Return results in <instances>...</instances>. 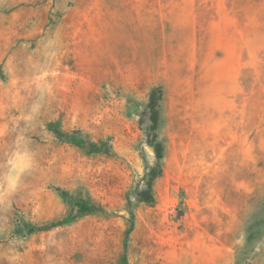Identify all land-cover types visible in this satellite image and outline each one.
Listing matches in <instances>:
<instances>
[{"label": "rangeland", "instance_id": "1", "mask_svg": "<svg viewBox=\"0 0 264 264\" xmlns=\"http://www.w3.org/2000/svg\"><path fill=\"white\" fill-rule=\"evenodd\" d=\"M0 264H264V0H0Z\"/></svg>", "mask_w": 264, "mask_h": 264}, {"label": "trees", "instance_id": "2", "mask_svg": "<svg viewBox=\"0 0 264 264\" xmlns=\"http://www.w3.org/2000/svg\"><path fill=\"white\" fill-rule=\"evenodd\" d=\"M163 98V90L161 86H154L148 96V102L146 105V112L148 113V118L151 123V130L155 133V131L158 128L159 121H160V112H159V106L160 102L162 101ZM60 138H65L68 142L73 143V144H80L79 140H76L72 138L71 136H66L62 133H57ZM155 153V158L157 161V164L154 168L151 169V176L147 184V188L140 191L138 193V199L147 205H153L155 203V198L153 195L152 191V182L158 178L161 174L160 171V162L163 159V145L160 142L156 141V136L154 135L153 139V145H152ZM71 202H74L70 200ZM80 204V203H78ZM84 208H91L93 207L92 203L89 201L84 200L83 203L80 204Z\"/></svg>", "mask_w": 264, "mask_h": 264}]
</instances>
